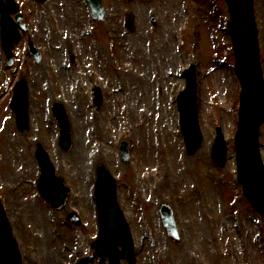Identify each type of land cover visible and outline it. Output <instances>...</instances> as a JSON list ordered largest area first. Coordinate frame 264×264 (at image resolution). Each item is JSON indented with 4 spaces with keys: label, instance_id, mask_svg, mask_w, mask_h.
I'll list each match as a JSON object with an SVG mask.
<instances>
[{
    "label": "rangeland",
    "instance_id": "1",
    "mask_svg": "<svg viewBox=\"0 0 264 264\" xmlns=\"http://www.w3.org/2000/svg\"><path fill=\"white\" fill-rule=\"evenodd\" d=\"M16 2L27 33L13 48L14 74L0 49V200L23 264H107L90 250L96 236L91 195L98 163L118 183L137 264H264V220L251 211L235 183L240 84L224 32V3L102 0L106 15L96 23L82 0ZM253 14L264 75V0H254ZM27 37L42 54L38 65L24 56ZM190 65L203 135L191 155L179 132L175 101L185 86L182 71ZM21 76L29 89V123L23 131L16 129L8 109ZM94 87L102 95L98 109L92 105ZM54 102L62 103L69 116V150L58 148ZM216 127L227 147L223 168L210 160ZM259 128L264 162V125ZM122 141L127 162L118 156ZM38 145L49 152L70 189L62 211L51 210L36 191ZM163 203L173 211L177 240L161 226ZM72 210L80 226L64 220Z\"/></svg>",
    "mask_w": 264,
    "mask_h": 264
},
{
    "label": "water",
    "instance_id": "2",
    "mask_svg": "<svg viewBox=\"0 0 264 264\" xmlns=\"http://www.w3.org/2000/svg\"><path fill=\"white\" fill-rule=\"evenodd\" d=\"M46 4L49 0H35ZM90 5L93 16L102 20L104 11L98 0H84ZM230 19L229 35L232 38L235 55V72L241 83L238 127L235 133L234 147L237 165V182L254 211L264 217V167L259 153V127L264 123V82L259 62L257 30L253 17V0H225ZM18 5L14 0H0V41L1 48L11 65L12 45L18 39V29L22 25V15H15L16 22L10 17L16 13ZM28 54L40 62L41 56L33 45L29 46ZM193 66L185 71L186 87L177 96L179 122L183 142L189 155L201 146V134L196 99V79ZM26 81L20 79L14 87L10 109L15 114L17 129L28 128V88ZM97 107L101 103L99 90L96 89L94 100ZM52 112L60 129V148L69 150L71 147L70 125L67 114L61 104H54ZM216 130V137L211 150V159L218 167H223L226 159V146L223 134ZM123 159H127L124 143L121 144ZM36 157L40 166L38 191L45 201L55 210L66 207L69 190L64 186L63 179L55 175L54 167L46 151L38 148ZM116 183L109 172L98 166L95 188V204L98 220V237L91 248L98 255L107 257L108 264H120L125 258L127 264H135V253L129 225L117 201ZM163 226L170 236L176 237L177 230L171 209L163 204L160 209ZM71 223L79 224L74 213L68 215ZM10 223L0 203V264H22L17 243L11 233Z\"/></svg>",
    "mask_w": 264,
    "mask_h": 264
},
{
    "label": "bare ground",
    "instance_id": "3",
    "mask_svg": "<svg viewBox=\"0 0 264 264\" xmlns=\"http://www.w3.org/2000/svg\"><path fill=\"white\" fill-rule=\"evenodd\" d=\"M77 135V134H76ZM75 135V136H76ZM80 148V145L78 146V141L76 142V149H79Z\"/></svg>",
    "mask_w": 264,
    "mask_h": 264
}]
</instances>
